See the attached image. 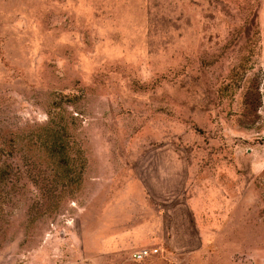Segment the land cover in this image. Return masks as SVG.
<instances>
[{
    "label": "rangeland",
    "instance_id": "374dc122",
    "mask_svg": "<svg viewBox=\"0 0 264 264\" xmlns=\"http://www.w3.org/2000/svg\"><path fill=\"white\" fill-rule=\"evenodd\" d=\"M0 264H264V0H0Z\"/></svg>",
    "mask_w": 264,
    "mask_h": 264
},
{
    "label": "built area",
    "instance_id": "2783aa9c",
    "mask_svg": "<svg viewBox=\"0 0 264 264\" xmlns=\"http://www.w3.org/2000/svg\"><path fill=\"white\" fill-rule=\"evenodd\" d=\"M156 252V249L154 248H140L131 254V258L135 261L142 260L148 255H151Z\"/></svg>",
    "mask_w": 264,
    "mask_h": 264
}]
</instances>
